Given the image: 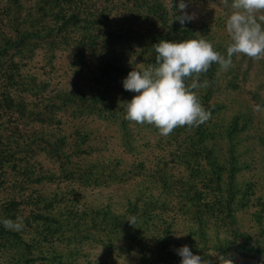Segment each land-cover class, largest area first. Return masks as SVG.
I'll list each match as a JSON object with an SVG mask.
<instances>
[{
	"label": "trees",
	"instance_id": "obj_1",
	"mask_svg": "<svg viewBox=\"0 0 264 264\" xmlns=\"http://www.w3.org/2000/svg\"><path fill=\"white\" fill-rule=\"evenodd\" d=\"M177 1L0 0V264H84L92 246L102 251L97 264H180L184 245L212 264L216 253L233 264L264 257V200L238 179L239 143L253 124L226 117L221 101L240 91L246 62L257 68L246 93L264 109V58L234 55L227 70L213 63L200 75L207 86L192 91L211 117L199 126L163 136L120 105L137 95L122 80L155 62L152 45L213 41V31L175 20ZM195 1L234 11L233 0ZM211 44L226 56L227 45ZM61 62L76 85L54 83ZM87 121L113 127L129 158L105 157ZM128 184L121 209L88 200ZM5 218H22L23 229H6Z\"/></svg>",
	"mask_w": 264,
	"mask_h": 264
},
{
	"label": "clouds",
	"instance_id": "obj_2",
	"mask_svg": "<svg viewBox=\"0 0 264 264\" xmlns=\"http://www.w3.org/2000/svg\"><path fill=\"white\" fill-rule=\"evenodd\" d=\"M186 7L184 0L177 4L181 15H176L175 20L182 25L192 19L184 12ZM232 8L234 11L226 19V56L214 50L202 36L181 42L162 39L152 45L155 62L143 70L134 68L122 80L126 91L137 93L130 101L120 102L126 119L153 125L163 136H168L175 128L199 126L210 119L211 112L205 110L192 91L207 86V81L199 82L200 75L213 63L227 70L234 55H246L255 60L264 58V0H233ZM187 78H193L188 86ZM255 110L259 111L260 106ZM127 221L134 226L136 218L132 216ZM2 223L6 229L17 232L24 227L22 218L16 221L5 218ZM175 251L181 257L180 264H212L194 255L187 245ZM214 256L217 264H233L232 259L220 253Z\"/></svg>",
	"mask_w": 264,
	"mask_h": 264
},
{
	"label": "rangeland",
	"instance_id": "obj_3",
	"mask_svg": "<svg viewBox=\"0 0 264 264\" xmlns=\"http://www.w3.org/2000/svg\"><path fill=\"white\" fill-rule=\"evenodd\" d=\"M180 0L177 1V4ZM187 7L184 12L192 17L190 19L191 23L198 29H203L205 31H213V36L211 38L213 41L211 43L215 45H227L228 35L226 33V19L227 17L220 12L221 6L218 3H209V2H197L195 0H184ZM220 3V2H219ZM206 26L204 28L203 26ZM224 47V46H223ZM234 57V56H233ZM232 57V58H233ZM238 57L235 58V65L239 64ZM248 63L242 62L241 66V76L242 72L248 70V78L245 82L242 80V87L240 91H236L227 96V98H221V101L226 106L225 116L233 118L235 115H239V121L243 119V115L247 116L251 124H253V129L242 142L239 143V152L241 156L239 157L240 167L242 168L238 179L241 184L245 182L249 184V187L252 188V198L257 200L258 197H261L264 200V146L259 144L260 139H264V109L256 111V105L251 102L250 97L246 93L247 90L253 89L255 84V75L257 68L253 65V68H248ZM60 68L55 74L54 83L59 84L60 86H74L79 82L76 77L65 73L64 70H67V65L60 63ZM247 69V70H246ZM244 77V76H243ZM243 90V91H242ZM88 125H81L86 129L91 130V134L98 136L99 140H103L102 145H106L103 155L105 157H123L128 159L129 156H126L123 151L118 147L117 140L112 138V135L118 136V132L109 126L99 124L97 122H84ZM251 143L250 146L248 144ZM95 145H97L95 141ZM100 145V146H102ZM93 193V192H91ZM133 187L128 184L125 186H112L110 189L96 191L93 194L89 195L88 200L91 198L96 199L97 202H102L106 204L111 202L112 205L116 208H122L123 204L126 203L127 197L132 196ZM253 211L250 212L252 214ZM88 258L82 257L84 264H97L99 259L102 258L101 248L98 246H92V248H86L85 250ZM131 260L123 259L117 257L115 264H130ZM237 264H264V257L250 258V259H240L237 261Z\"/></svg>",
	"mask_w": 264,
	"mask_h": 264
}]
</instances>
